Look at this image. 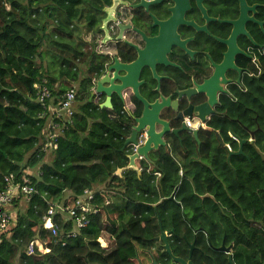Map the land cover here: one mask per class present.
Returning <instances> with one entry per match:
<instances>
[{
    "label": "trees",
    "instance_id": "trees-1",
    "mask_svg": "<svg viewBox=\"0 0 264 264\" xmlns=\"http://www.w3.org/2000/svg\"><path fill=\"white\" fill-rule=\"evenodd\" d=\"M111 4L0 0V193L8 176L16 183L27 179L36 190L14 226L0 235V264H133L144 247L141 239L159 229L157 215L164 229L225 231L235 244L236 264H264V59L259 78L233 93L221 108L225 117L211 124L231 152L213 138L202 141L199 152L177 156L182 148L176 144L173 156L151 158L149 174L151 165L140 161V176L125 170L118 177L116 171L129 162L122 149L130 126L116 104L106 110L92 102L93 81L105 62L95 44L82 39L101 32L103 10ZM48 55L57 57L58 67ZM77 64L86 65L85 74ZM35 85H45L53 100L76 91L72 124L51 121L36 100ZM47 123L58 126L50 129L57 134L55 149L47 147ZM241 141L243 154L234 155ZM37 169L38 176L27 174ZM86 190L100 192L89 227L70 239L71 221L57 215L50 222L57 228L53 235L43 222L49 205L73 208ZM188 221L193 225L185 226Z\"/></svg>",
    "mask_w": 264,
    "mask_h": 264
},
{
    "label": "flooded vegetation",
    "instance_id": "flooded-vegetation-1",
    "mask_svg": "<svg viewBox=\"0 0 264 264\" xmlns=\"http://www.w3.org/2000/svg\"><path fill=\"white\" fill-rule=\"evenodd\" d=\"M118 1L116 34L104 44L101 24V32L91 37L90 44H95L94 52L105 62L101 79L114 77L109 67L115 59L121 64L135 63L139 58L136 49L145 54V61L155 63L153 69L143 67L137 80L138 93L146 103L167 101L160 116L168 124L169 131L163 137L166 146L151 158L173 156L176 144L182 148L175 150L177 156L192 155L200 151L202 141L213 138L227 149L229 144L211 124L215 118L225 117L221 108L233 93L243 91L248 79L261 75L264 0H144L143 6V0ZM201 87L205 90L200 91ZM121 95L113 94V108L118 106L120 118L129 126L133 118L141 117L143 104L132 90ZM212 98L216 104L210 102ZM91 100L102 105L105 97L99 94ZM151 169L152 165L147 174ZM156 218L159 229L150 231L149 240L141 239L144 247L136 251L133 264H173L172 257L186 264H236V247L225 231L164 229L160 216ZM184 225L193 224L188 221Z\"/></svg>",
    "mask_w": 264,
    "mask_h": 264
},
{
    "label": "water",
    "instance_id": "water-1",
    "mask_svg": "<svg viewBox=\"0 0 264 264\" xmlns=\"http://www.w3.org/2000/svg\"><path fill=\"white\" fill-rule=\"evenodd\" d=\"M120 4V1L118 0H112V4L109 7H106L103 12L105 14V17L102 21V27L101 30L105 34V40L103 41L104 44L107 43V41L111 38L108 34L107 26L110 23L116 22V13L118 9V5ZM145 1L143 0L140 6H143ZM121 39V35L119 37ZM138 60L135 63L132 64H121L118 59L114 60V65L109 67V72L114 71V77L112 79H109L108 76L104 78H98L94 80L93 85L96 87L95 93L91 94V97L93 98L95 95H103L105 97V101L102 105H100L101 109L106 110H113V104H112V96L117 95L118 97H122L121 93L125 90H132L134 93V96L143 104V112L140 118H133L132 125L130 126V135L125 138V144L122 149V152H127V159H128V166L126 169H119L116 171L115 175L118 177H122V174L125 170H132L135 171L138 175L141 174V171L139 170L138 163L140 161H144L151 165V156L153 154H159L160 148L165 147L166 143L164 142V135L168 133V124H166L164 121L161 120V111L162 109L167 105V101L163 100L161 103L158 101L153 104H148L140 94L138 93V77L140 70L143 67H151L154 68L155 63H149L144 60V53L139 51L138 49ZM163 59V58H162ZM159 63V62H158ZM119 73H123L121 77H119ZM157 79L158 77L155 76ZM115 81L119 82V85H114ZM200 91L205 90L204 88H200ZM210 102L213 104H216V100L214 101L213 98L210 99ZM144 136V143L141 145L136 152H133V146L138 145V139L139 136ZM253 136V135H252ZM240 143V151L234 155H242V147L244 145V141L239 142ZM233 155V154H231ZM229 155V156H231ZM261 159L264 161V155L260 154ZM41 229V228H40ZM38 238V237H36ZM166 250L168 254L172 257V254L170 252V248L168 245H166ZM173 264L181 263L186 264L184 261L174 258ZM192 264V263H190Z\"/></svg>",
    "mask_w": 264,
    "mask_h": 264
},
{
    "label": "built area",
    "instance_id": "built-area-1",
    "mask_svg": "<svg viewBox=\"0 0 264 264\" xmlns=\"http://www.w3.org/2000/svg\"><path fill=\"white\" fill-rule=\"evenodd\" d=\"M111 26H107L108 34L111 36L116 34V29L119 27L118 21L110 23ZM112 38V37H111ZM103 44V43H102ZM94 83V82H93ZM38 90L36 94L37 102L45 109L48 113V117L51 121L63 122V124H72V118L74 117V105L76 100V91L71 89L62 95L57 101H54L50 90L44 85H35ZM92 94L95 93V86L91 90ZM51 101L49 105L47 103ZM56 105H53V103ZM57 125H51L50 129L55 131ZM56 133H49L48 140L49 145L47 147L55 149L53 142L56 141ZM51 141V142H50ZM144 136L138 139V145L133 146V152L143 145ZM229 152H231L230 146H227ZM6 189L0 193V235L5 234L10 226H14V219L11 214V208L13 203L22 198L29 202L33 195L36 193L35 188L29 183L27 179H24L23 183H16L14 176H8L5 178ZM100 192L97 190H86L83 195L77 198L73 208L66 207L65 205H49L48 211L43 217L45 224L50 222L57 216H66V221H71L74 229L68 235L70 239H77L82 231L87 229L91 223V217L98 213V209L93 204L95 197ZM109 203L107 202L106 205ZM50 230L53 235H57V228L50 224ZM34 251V243H31L28 247V254L31 255Z\"/></svg>",
    "mask_w": 264,
    "mask_h": 264
},
{
    "label": "rangeland",
    "instance_id": "rangeland-1",
    "mask_svg": "<svg viewBox=\"0 0 264 264\" xmlns=\"http://www.w3.org/2000/svg\"><path fill=\"white\" fill-rule=\"evenodd\" d=\"M91 37H93L92 34H85V35L82 36V39H83L84 42H87L88 44H90ZM48 61H50V63L51 62L54 63V67H58V60H57V57L55 55H50V56L48 55ZM77 65H78L79 69L82 71V73L85 74V72H86V65H81V64H77ZM77 87H78V85L76 84L74 86V88L77 89ZM49 158H50V156L48 154L47 155V158H46L47 159L46 161H48ZM38 173H39V170L38 169L37 170H28L27 171V174L29 176H33V177L38 176ZM180 175L182 176V174H180ZM27 204L28 203L24 199H22V198H20V200H17L14 203V206L11 208V213H12V217H13L14 221H16V219H17V214L16 213H18V211L19 212L20 211L21 212L25 211V209L27 208Z\"/></svg>",
    "mask_w": 264,
    "mask_h": 264
},
{
    "label": "crops",
    "instance_id": "crops-1",
    "mask_svg": "<svg viewBox=\"0 0 264 264\" xmlns=\"http://www.w3.org/2000/svg\"><path fill=\"white\" fill-rule=\"evenodd\" d=\"M58 83H59V82H58ZM65 83H67V82H65ZM56 87H58V84L56 85ZM60 97H61V96H60ZM60 97H56V98L59 99ZM56 98H55V99H56ZM55 99H54V101H56ZM98 105H100V102L98 103ZM75 107H76V105H75ZM50 126H51V123H47V126H46V135H48V134L50 133V131H51V130H50ZM52 131H53V130H52ZM38 170H39V169H38ZM139 170H141V169L139 168ZM156 176H159V174H156ZM18 200H20V198H19ZM16 201H17V200H16ZM25 201H26V200H25ZM26 202H27V201H26ZM27 203H28V202H27ZM12 207H13V206H12ZM11 214H12V213H11Z\"/></svg>",
    "mask_w": 264,
    "mask_h": 264
},
{
    "label": "clouds",
    "instance_id": "clouds-1",
    "mask_svg": "<svg viewBox=\"0 0 264 264\" xmlns=\"http://www.w3.org/2000/svg\"><path fill=\"white\" fill-rule=\"evenodd\" d=\"M236 140V139H235ZM237 141V140H236Z\"/></svg>",
    "mask_w": 264,
    "mask_h": 264
}]
</instances>
